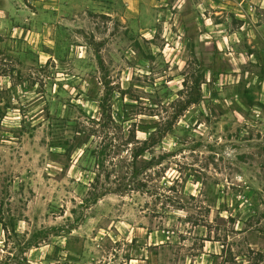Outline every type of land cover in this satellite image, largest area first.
Listing matches in <instances>:
<instances>
[{"label": "rangeland", "instance_id": "obj_1", "mask_svg": "<svg viewBox=\"0 0 264 264\" xmlns=\"http://www.w3.org/2000/svg\"><path fill=\"white\" fill-rule=\"evenodd\" d=\"M66 1L0 0V264H264L263 54Z\"/></svg>", "mask_w": 264, "mask_h": 264}, {"label": "crops", "instance_id": "obj_2", "mask_svg": "<svg viewBox=\"0 0 264 264\" xmlns=\"http://www.w3.org/2000/svg\"><path fill=\"white\" fill-rule=\"evenodd\" d=\"M93 3H107L112 5L113 0H92ZM122 4L120 17L124 19H135L143 17L148 7H153L160 14L170 12V14L181 16V0H119ZM66 0H49V7L53 9V17L64 19L66 12ZM174 10V11H172ZM190 27L195 30V34L204 36V43L208 44L212 38L210 29L220 37L216 42L217 49H236L240 55L249 53L260 63L264 61V0H189ZM108 15L111 14L107 13ZM51 18V17H50ZM57 18V19H58ZM167 18V15L166 17ZM200 25V26H199ZM248 53H241L242 51ZM230 54V52H229ZM260 84L259 96L264 95V76L255 75ZM68 231L67 233H70ZM66 237V236H65ZM131 238L130 241H132ZM169 237L163 230H149L146 235L145 247L147 252L152 248L166 247ZM143 260H138L132 255L125 258L123 264H132L133 261L147 262L148 254Z\"/></svg>", "mask_w": 264, "mask_h": 264}, {"label": "trees", "instance_id": "obj_3", "mask_svg": "<svg viewBox=\"0 0 264 264\" xmlns=\"http://www.w3.org/2000/svg\"><path fill=\"white\" fill-rule=\"evenodd\" d=\"M193 101H195V100L185 99V101L182 102V108H180V110H176L177 112H176L175 116H178L183 111V109L187 106V104H189ZM154 131L157 132V129H155ZM164 133H165V130L160 131V136L164 135ZM149 135L150 136H148L146 139L142 140L141 146H139L137 148V150L134 152L133 157H137L140 154L143 155V153L150 147V145L155 142L154 134L151 133ZM157 141H158V139H157ZM107 191L110 192L111 190L107 189ZM96 198L97 197H93V199H96Z\"/></svg>", "mask_w": 264, "mask_h": 264}]
</instances>
